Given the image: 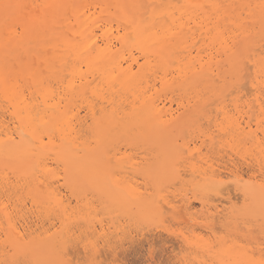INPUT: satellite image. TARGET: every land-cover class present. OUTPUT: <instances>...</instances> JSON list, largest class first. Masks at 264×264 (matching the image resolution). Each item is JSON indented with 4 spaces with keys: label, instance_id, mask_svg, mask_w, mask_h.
<instances>
[{
    "label": "bare ground",
    "instance_id": "6f19581e",
    "mask_svg": "<svg viewBox=\"0 0 264 264\" xmlns=\"http://www.w3.org/2000/svg\"><path fill=\"white\" fill-rule=\"evenodd\" d=\"M263 38L264 0H0V263L72 264L73 251L68 250L71 257L64 253L73 225H83L88 240L105 232L95 202L109 218L110 230L120 229V216L163 222L162 207H177L162 186L182 182L183 170L193 176L186 191L220 196L222 209L212 205L224 227L239 217L259 218L264 235V143H259L264 104L258 96L264 90ZM246 74L256 93L246 103L248 110L262 112L256 129L250 119L244 121L235 89ZM227 91L232 109L226 98L216 99L218 105L213 101L221 115L212 118L214 127L237 155L251 142L252 153L261 157L256 159L261 180L252 172L245 179L233 163L227 173L197 164L207 140L215 142V133L204 128L213 110L205 108ZM79 102L86 106L83 115ZM203 120L210 123L203 126ZM136 148L148 156L133 161L126 154ZM138 177L155 192L142 191ZM62 186L78 206H72ZM233 192L243 199L239 211L226 206ZM20 193L30 199L32 211ZM186 197L174 202L184 201L178 207L189 211L193 207ZM200 203L206 207L203 198ZM26 208L36 220H21ZM51 214L59 225L45 227L44 217ZM181 236L193 263L264 264L263 246H257L256 256L228 236Z\"/></svg>",
    "mask_w": 264,
    "mask_h": 264
},
{
    "label": "rangeland",
    "instance_id": "374dc122",
    "mask_svg": "<svg viewBox=\"0 0 264 264\" xmlns=\"http://www.w3.org/2000/svg\"><path fill=\"white\" fill-rule=\"evenodd\" d=\"M261 44L263 46V44H264V38H263V41L261 42ZM195 53H196V51H195ZM247 77H249L251 79V75L250 74H246L245 76L242 77V79L240 80V82H238V84L236 85L237 88H235V89H237V90L239 89L238 90V91H240L239 96L242 97V99L240 97L241 100H239V103L242 104V108H241L242 109V113H241V115H243V118L245 119V120L244 119L243 120L244 121H248L250 119L249 121H251V124H252L253 129H256V127H257L256 126V119H257V116H258L257 113L260 114L262 112H259V111L258 112L257 111L255 112V109L256 108L255 109L253 108L254 110L253 109L252 110L255 112L254 114H256V116L252 117L254 115L253 114V111L248 110V106H247L246 103H248V102L251 103V101L253 100L254 96H256L255 95L256 93L255 92L253 93V91H250L252 88H250V85L247 83V82L250 81V79L247 78ZM243 78H244V80L246 78L245 82L243 81ZM248 79H249V81H247ZM241 82H242V88L240 87ZM243 83H245V84L243 85ZM248 85H249V88L250 89L248 88ZM246 88L249 89V90L246 91L247 90ZM260 91L262 92V90H260ZM260 91H259L260 94L258 93V96H259V98L263 99L262 101L264 102V90H263V94ZM247 92H249V93H247ZM251 93H253V94H251ZM224 95H226V97H216V98L213 97L214 99L213 100H209V102H212L213 103V101H215L217 99V101L219 103L220 101H223L222 98H224V99L226 98L225 100H227V103L228 104L231 103V98H230V97H232L231 94L227 91V92H225ZM233 95L234 96L237 95V92L234 91ZM243 95H245L244 96L245 98L243 97ZM260 95H261V97H260ZM249 97H250V99H249ZM217 101H215V102L217 103ZM225 102H224V104H226ZM263 102H262V104H264ZM79 103H77L79 106L76 105V108L78 107L79 110L82 108L80 110V113L83 115L85 113L86 106L84 105L85 103H82L85 107L83 105L80 106L81 105V102H79ZM214 103L213 104H210V105L208 104L207 107L205 108L207 111L209 110L208 111L209 113L213 110L212 111L213 113H210V115H209L211 117V120H212L211 123L209 121H207V120H203V126L204 125H207L208 123H210V124L207 125L208 127L207 126H204V128L206 127V130L205 131H209V133H211V135L215 133L213 135V137L215 138L214 139L215 142L213 140V142H214V144H213L212 142H209V140H207L206 145H204L202 147V151H203L201 153L202 160H200L201 158H198V156H197V157H195V160L197 159V161L198 160H200V161H198V163L195 160H193V161L196 162L199 167L201 165L202 168L203 167H208L210 169V166H211V167H214V168H216L218 170H221L222 169L221 171L226 172V173H227V171H229V168H231V167L234 168V166H232L234 164V165H237L236 167L238 168V170L239 169L241 170V172L243 173L244 178L246 177L248 179L249 177H251V174L249 175V173L252 172V175L253 176L255 175V177L257 179L261 180L262 179L261 177H263L262 175L264 173L260 169V165H259L260 162L257 163L258 160H256L258 157H260V155L258 154V156L256 157V155H255L256 152L254 151L255 149L252 150V148H254V147L251 145V142H249V143H247V145H245V146H247L248 149L244 150L246 147L245 148L242 147L243 149L241 148V150L239 152V155H237L238 152H236L237 150L234 147L233 148L236 151H234L233 149L232 150L229 149V147L231 148V146H229L228 148H226V146H228V145H226L227 144V140H228L227 137L224 136V135H222L221 133H218V131H216V128L214 127V124H213V123H215L214 121H216L219 116L221 117V115H219L220 113L219 112H216V108H218V106H217L218 103H217V105H216V103L215 104ZM229 106H230V104H229ZM229 106H228V108L232 109V107L231 106L229 107ZM262 111H264V110H262ZM231 112L233 113L234 111L231 110ZM263 116H264V112H263ZM214 117H216L215 118L216 120L214 119V121H213L212 118H214ZM220 117H219V119H221ZM205 121H206V123H205ZM253 123L255 125H253ZM208 128H210V130H208ZM211 128H212V130H211ZM213 130H215V131H213ZM258 133H260V131H258ZM220 135H222V137H220ZM262 136H260V137H262ZM187 137H188V139L189 138L190 139H193L194 137L196 139L198 138V137H196V135L195 136L194 135H191L192 138L190 137V135H187ZM222 138H223L224 141L227 139L226 142H223V140H219V139H222ZM216 139L218 140V143L220 141L221 144H215L217 142ZM261 139H263V141H264V137L259 139V141H260L259 143L262 144L264 142H261L262 141ZM198 142H200V141L198 140ZM211 144H213V146ZM249 145H251L252 147L249 146ZM250 148H251L252 151L250 150ZM223 150H224V152H223ZM242 150H244L245 152L242 151ZM248 150H250V151H248ZM124 151H126V149L124 150L123 147H122V152H124ZM142 151H144L145 153L142 152ZM246 151L249 152V153H251V154L249 155V153H246ZM253 151H254L255 154L252 153ZM127 152H126L127 153L126 155L127 156L129 155V157H131L132 160L134 159L133 161H140L143 156H148V153H146V151L144 149H137V148L135 150H133V149L132 150H129L128 149ZM242 152H243V154H242ZM212 153H214V154H212ZM244 153H246L249 156H247ZM228 154H230V155H228ZM220 155H223L224 157L222 158V156H220ZM240 155H242L243 157L240 156ZM245 155L247 156V158L249 157L248 158L249 160L247 158H244V157H246ZM251 155H255V156L252 157ZM202 156L204 157V159H203ZM250 156L252 158H250ZM211 158L212 159L214 158L213 159L214 161ZM235 158L237 160H235ZM252 159H254V160H252ZM208 160H210L212 162H210ZM128 161H129V159H127L126 162H128ZM249 161L252 162V163H250ZM203 162H204V164H203ZM205 162H206V164H205ZM261 162H263V161H261ZM227 163H228V165H227ZM188 164H189V162H188ZM202 164H203V166H202ZM229 165H231V166L229 167ZM239 165H240V167H238ZM253 165L255 167L254 169H256V170L253 169ZM256 165H258V166H256ZM225 167L228 170H226ZM248 167H250V170L251 171L249 170ZM256 167L259 168L260 170L257 169ZM181 168L187 169L188 167H181ZM240 170H239V173H241ZM253 171L256 174L253 173ZM182 172L184 174L187 173V175H184L183 174L184 180L182 182H180L179 180H175L172 183L163 184V186H162L164 188V191H165L164 193L168 196V197H165V198L167 200H169V201L170 200L173 201L172 202L173 205H175L177 207L174 210L173 208L168 207L165 204L163 205V203L161 201H159V202L162 203V204L159 203V205L166 206V207H164V209H163V207L161 209L162 210V214L164 215V218L162 220L163 222H161V221H160L161 223L160 222H156V223L155 222H151V223H147L146 224L144 222H142V223L140 222L139 223V222H137L134 219L133 220H130L128 217L120 216L117 219L118 222H116L117 225H120L121 226L120 229L118 230L119 232L118 231H115L114 228H111V230H110L108 228L109 227L108 225L110 223L109 218L107 219V216L105 215V213H104V211L102 209V206L99 205V202H95L94 204L97 205V208H98V210L100 212V216L99 217L101 219V222L105 226V232L104 231L102 233L101 232H98L99 234H97V232H95L94 233L95 235L94 234H90V239L88 240L89 237L87 236V234L85 232V227L82 225L80 228H78L77 224L73 225V227H71V229L74 231L73 232V236H72V240H71V243L70 242L68 243L69 249L65 250V253L64 254L65 255H68V257H71L72 256L71 258H74V260L72 261L73 262L72 264H78V263L79 264H198V263H195V262L193 263L192 256H190L191 255L190 252L188 250H186L185 246L182 245V242L180 240V237H182L181 235H183V234H186V235L189 234V235H191V233L194 232L196 235H200V236H203L205 238H208V237L212 238L213 237V234L216 233L217 235H220V236H228V237L232 238L235 241L237 240V242L239 240L238 244L240 246H245L247 248H251V250L253 252H255V255L257 254L256 256H258L259 255V252H258L257 246H263L264 247V240H263L264 239V235L260 231V222H261L260 219L259 218H252V217H251L252 219H248V218L246 219V218H243V217H239L238 220H237V223L235 225L233 224V225H231L229 227H224L222 225L220 219L218 217H216L217 216V212H216V210H214L215 209V206H216L215 204H217V206H219V208L222 209V206H223L224 203H222V202L220 203L219 202L222 199L219 198L217 200V198L220 197V196L219 195H216V194H213V193H204V192H199V191L193 192L192 190H190V192H188L189 190L186 191V188L188 187L186 184H187V182L193 176L191 174H189L190 172L189 173L188 172H184V170ZM131 175L133 176V173H130L129 174L128 179L129 178L132 179V176ZM189 175L192 176V177H190ZM137 182H138V186L139 187L141 186L140 188H142V191H146V188L148 187L149 189L148 188L147 189L150 192H153V193L155 192V191H153L154 188L151 186V184L147 180L144 181L142 178L138 177ZM64 186H62V188H64L63 191L65 190L64 192L67 193V195H68L67 198L71 200L72 206L74 207V205H75V207H76V205L78 203H77V201L75 199V195H72V192L69 191L68 188L65 189L66 186L65 187ZM151 189H152V191H151ZM76 192L79 193V191H76ZM81 192L82 191H80V193ZM88 192H85L84 194L86 195ZM186 193H188L187 194V197L184 196V194H186ZM88 194H90L88 197L90 198L89 201H91L92 194L90 192ZM170 194H172V196ZM20 195L22 197V200H24V201L26 200L25 202L27 203V208L30 209V207H31V201H29L30 199L27 198L24 193H20ZM202 195H203V197H202ZM236 195L238 196L239 193L236 194V193L233 192V194H231V202L228 203L226 206L231 207V209L232 208H234V209L236 208L239 211L240 208H241V206L243 205L242 204L243 199H241V200L239 199L238 200V197L240 195L238 197ZM179 197L181 198V200H184V198L186 197V201L187 200L191 201L190 203H192V207L193 208L191 210H189V211H185V209L183 210L180 207H178L179 205L181 206L184 203V201H181V200L180 201H177V202L175 201L176 203L174 202V200H178ZM234 197H236V199ZM156 198L158 200L161 199L160 197L159 198L156 197ZM202 198H203V200L205 202H207L206 207L209 206V203L211 204L208 207L209 208L208 210H207L206 207H203L201 205L200 201H201ZM88 203L91 204L90 202H88ZM212 204H214L215 206L212 205ZM219 204H221V205H219ZM210 207H211V209H210ZM27 208L25 209V212H24L25 215L22 218L20 216H17V217L18 218L20 217L21 220L23 218H28L30 220H33V219L36 220V217L31 212L32 210L30 209L31 211H29V210H27ZM169 208H171V209H169ZM80 209H83V208L81 207ZM169 210H171V211H169ZM26 215H28V216H26ZM30 215H31V217H30ZM213 217L216 218L215 219V224H214V220H213L214 218ZM44 219H45L44 220V223H45V225H47L45 227H49L51 225L50 223H53V222L57 223V219H56V217L53 214L49 215L48 217L47 216L44 217ZM188 221H189V223H188ZM130 222L132 223V225H131ZM216 222H217V224H216ZM212 223L214 224L213 226H212ZM238 223H239V227L241 226L240 228L238 227ZM208 224H210V226H208ZM57 225H59V224L57 223ZM217 225L219 226V229H218V226ZM96 226H97L98 229L100 228V226H99L98 223H97ZM131 227H133V228H131ZM242 228L245 230V232H242V230H243ZM252 228H253V231L257 232V230H258L259 233L257 232L258 233L257 234V233H254L253 232L251 234ZM76 229H77V231H76ZM126 229H128V230H126ZM220 229H222V230H220ZM239 229H242V230H240L241 232L239 231ZM249 229L251 230V232H250ZM100 233H101V235H100ZM177 235H179V236H177ZM252 235H253L254 238L256 236V239H253ZM80 236L83 237V238H81ZM95 236H96V238H95ZM98 237H100L102 239H100ZM95 239H96V241H95ZM240 239H241V241H240ZM83 240H84V242H83ZM90 241L96 243L95 244V247L92 248L91 246H89V244L91 243ZM108 241H109V243H108ZM260 244H262V245H260ZM98 246L102 249V251H101V249ZM70 248H72L73 250L70 249ZM76 249H78V250L76 251ZM68 250L69 251L70 250L73 251V253H71L72 254L71 256H70V253H69ZM94 250H96V251H94ZM98 251H101L100 254L102 253L100 256H99V252ZM92 252H96V253H92ZM263 252H264V250H263ZM185 253H189V254L186 255ZM96 255L98 257H96V259H95V256ZM78 256H79V258H78ZM0 264H5V262L3 261Z\"/></svg>",
    "mask_w": 264,
    "mask_h": 264
},
{
    "label": "snow or ice",
    "instance_id": "6c2138e0",
    "mask_svg": "<svg viewBox=\"0 0 264 264\" xmlns=\"http://www.w3.org/2000/svg\"><path fill=\"white\" fill-rule=\"evenodd\" d=\"M7 7V6H6Z\"/></svg>",
    "mask_w": 264,
    "mask_h": 264
}]
</instances>
